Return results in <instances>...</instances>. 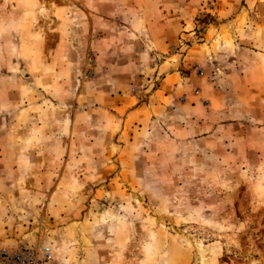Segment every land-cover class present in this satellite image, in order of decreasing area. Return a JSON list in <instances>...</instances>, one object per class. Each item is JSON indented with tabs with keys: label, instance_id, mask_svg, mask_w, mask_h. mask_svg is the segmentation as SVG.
<instances>
[{
	"label": "rangeland",
	"instance_id": "374dc122",
	"mask_svg": "<svg viewBox=\"0 0 264 264\" xmlns=\"http://www.w3.org/2000/svg\"><path fill=\"white\" fill-rule=\"evenodd\" d=\"M0 264H264V0H0Z\"/></svg>",
	"mask_w": 264,
	"mask_h": 264
}]
</instances>
